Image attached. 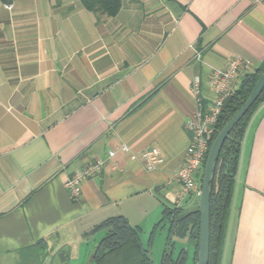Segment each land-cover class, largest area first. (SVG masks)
I'll list each match as a JSON object with an SVG mask.
<instances>
[{
    "label": "crops",
    "instance_id": "obj_1",
    "mask_svg": "<svg viewBox=\"0 0 264 264\" xmlns=\"http://www.w3.org/2000/svg\"><path fill=\"white\" fill-rule=\"evenodd\" d=\"M234 55L251 62L235 90L264 64V0H122L100 21L81 0H0V264H44L42 240L60 259L116 215L147 248L165 208H196L199 194L176 179L191 85L210 102L209 72ZM151 146L163 161L147 170L139 156ZM99 159L71 198L66 180ZM157 233L166 238L165 220L151 247ZM176 243L191 263L193 245ZM220 264H264V101L241 141Z\"/></svg>",
    "mask_w": 264,
    "mask_h": 264
},
{
    "label": "trees",
    "instance_id": "obj_2",
    "mask_svg": "<svg viewBox=\"0 0 264 264\" xmlns=\"http://www.w3.org/2000/svg\"><path fill=\"white\" fill-rule=\"evenodd\" d=\"M83 6L90 10L97 21L105 16H113L121 7L122 0H81ZM264 64L250 73H245L239 82L238 87L228 95L222 104L221 112L215 124V129L208 147L213 141L218 131L240 108L253 84L257 80ZM264 101V88L261 94L248 112L233 127L225 139L220 153L218 155L214 168L212 187L209 199V257L208 264H220L222 249L224 244L227 220L229 217L232 191L237 170L238 157L241 141L245 133L247 124L255 109ZM208 151V150H207ZM205 153V158L207 155ZM205 162V159H204ZM197 176V182L200 189L203 167ZM167 222V233L162 252L161 263L168 264L173 261V250L177 241L185 240L193 245V254L191 264L196 263L200 216L198 206L192 210L183 211L180 208H165L163 218L155 225L150 233L148 247H144L138 231L131 226L126 218L121 215L108 217L90 230L83 233L87 238L91 235L102 232V236L94 245L91 253V261L97 264H154L150 256V247L154 230L162 221ZM42 248H46V242ZM188 258L185 247L180 248L177 255V264H184ZM54 260V259H53Z\"/></svg>",
    "mask_w": 264,
    "mask_h": 264
},
{
    "label": "built area",
    "instance_id": "obj_3",
    "mask_svg": "<svg viewBox=\"0 0 264 264\" xmlns=\"http://www.w3.org/2000/svg\"><path fill=\"white\" fill-rule=\"evenodd\" d=\"M10 7L9 5H7ZM251 66L249 59L234 55L222 68H212L208 76V84L215 96L210 102H204L200 97L199 79L195 78L191 85V90L195 96V111L187 121V126L191 130V140L186 148L185 159L181 167L176 172V179L182 194L195 192L199 194L200 189L197 176L200 172L208 144L213 135L215 124L221 112L224 99L234 90L232 82L237 78L239 71ZM120 150H127L125 145L119 147ZM115 155V150H109L107 157ZM147 170L157 168L163 161L160 149L151 146L140 154ZM104 160H96L82 167L80 171L65 182L66 188L71 198L76 199L81 193L82 183L101 171Z\"/></svg>",
    "mask_w": 264,
    "mask_h": 264
},
{
    "label": "water",
    "instance_id": "obj_4",
    "mask_svg": "<svg viewBox=\"0 0 264 264\" xmlns=\"http://www.w3.org/2000/svg\"><path fill=\"white\" fill-rule=\"evenodd\" d=\"M264 88V69L261 71L257 80L252 86L247 98L240 106V108L234 113V115L224 124V126L218 131L213 141L211 142L204 162L203 174L200 185V192L198 197V211L200 216L199 224V238L197 259L195 264H208L209 257V199L212 187V179L214 176V168L221 147L233 129V127L241 120V118L248 112L261 94ZM68 255L60 256L61 260H64Z\"/></svg>",
    "mask_w": 264,
    "mask_h": 264
},
{
    "label": "rangeland",
    "instance_id": "obj_5",
    "mask_svg": "<svg viewBox=\"0 0 264 264\" xmlns=\"http://www.w3.org/2000/svg\"><path fill=\"white\" fill-rule=\"evenodd\" d=\"M234 209H232L230 217L233 216ZM102 236V233H97L92 236H89L84 239H78L76 241H72L64 247L68 250V255L65 257L64 260L61 259H55L53 256L56 255V247L49 246L47 248H42L40 250L41 256L38 260V262H44V264H97L96 262L91 261V253L94 248V245L99 240V238ZM164 236L165 234H159L157 233L154 238L153 247L149 249L150 256L154 264H162L161 263V257H162V251L164 246ZM180 245L176 243L174 250H173V261L169 262L168 264H177L176 261L174 263V260H176L177 255L179 253ZM61 254L60 256H62ZM65 255V254H64ZM54 258V260H53ZM36 259L35 257L31 258V261L29 260L28 264H35ZM13 264H17L16 261L13 262ZM184 264H191L190 263V257L188 254V258Z\"/></svg>",
    "mask_w": 264,
    "mask_h": 264
},
{
    "label": "flooded vegetation",
    "instance_id": "obj_6",
    "mask_svg": "<svg viewBox=\"0 0 264 264\" xmlns=\"http://www.w3.org/2000/svg\"><path fill=\"white\" fill-rule=\"evenodd\" d=\"M57 259L59 260V257H57Z\"/></svg>",
    "mask_w": 264,
    "mask_h": 264
}]
</instances>
